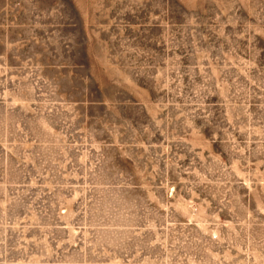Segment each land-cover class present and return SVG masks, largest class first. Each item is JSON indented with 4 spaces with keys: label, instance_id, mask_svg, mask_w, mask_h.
<instances>
[{
    "label": "rangeland",
    "instance_id": "rangeland-1",
    "mask_svg": "<svg viewBox=\"0 0 264 264\" xmlns=\"http://www.w3.org/2000/svg\"><path fill=\"white\" fill-rule=\"evenodd\" d=\"M0 264H264V0H0Z\"/></svg>",
    "mask_w": 264,
    "mask_h": 264
}]
</instances>
